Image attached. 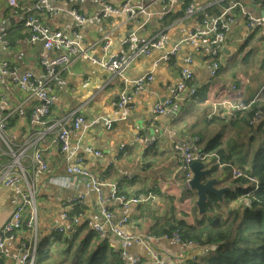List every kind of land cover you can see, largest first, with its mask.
Here are the masks:
<instances>
[{
    "label": "crops",
    "instance_id": "crops-1",
    "mask_svg": "<svg viewBox=\"0 0 264 264\" xmlns=\"http://www.w3.org/2000/svg\"><path fill=\"white\" fill-rule=\"evenodd\" d=\"M125 1L54 0L49 4L54 12L39 13L42 24L52 31H61L67 40L78 43L89 58L103 63L113 56L130 54L136 46L147 42L163 38L164 45L136 61L122 75L113 74L89 59H76L67 69L55 67L57 78L52 88L58 100L46 126L39 127L31 124L30 117L42 102L22 91L20 78L30 73L35 79L46 80L50 74L43 65V58L52 60L68 52L48 51L41 42L32 44L22 10L15 12L8 0H0V34L7 33V43L0 45V57L14 70L12 75L0 74V100L6 101L0 107V116H8L6 142L0 139V168L10 173L20 170L14 163L15 153L38 192L35 230L24 228L16 240L7 242L5 248L0 249V264H14L21 257V243L30 245L36 239L40 246L42 241H53L54 233L70 235L67 231L70 227L63 221L65 206L70 202H74L76 211L83 215L82 226L88 231H91L90 224L102 222L105 208L113 213L115 221L127 218L129 222L123 227L124 234L145 237L147 245L132 243L124 247L117 236L107 239L114 251H126L131 257L140 256L142 264H150L155 259L183 264L206 252L205 248L196 245L183 246L163 239L165 233L181 223L195 226L201 216L195 205V191L183 184V168L172 145L188 144L197 152L219 153L221 147L210 150V142L219 137L218 145L221 144L222 149L238 152V145H229L224 141V135L237 139L235 142L242 139L249 131L244 122L247 114L234 123L219 117L209 121L210 103L233 99L248 104L256 100L255 105L262 106L264 111V23L252 28L247 26V16L261 17L264 5L257 1L264 0H152L149 3L145 0L154 13L152 18L141 15L129 19L121 14L95 20L106 4L116 6ZM234 1H240L246 10L234 12V22L220 49L217 60L220 68L216 77L212 76L211 46L184 44L172 54L181 39L204 21L210 22L213 17L222 15ZM36 2L19 0L20 5L27 8ZM189 5L195 8V14L187 18L185 8ZM73 12L87 18L81 29L77 28ZM105 40L110 41L108 47ZM189 58L193 59L191 63ZM183 69L195 76V87L203 95L198 99L197 93L195 99L176 104L164 114H155V106L170 97V88L177 86ZM144 76L153 79L143 90L135 92L133 83ZM233 84L237 85V90L232 92L229 89ZM123 93L134 96L128 109L117 106ZM77 115H82L86 122L71 137L73 159L69 163L57 141L58 127H52ZM140 138L153 144L142 143ZM254 138L264 139L258 132L254 133ZM37 151L43 152L46 159L48 169L44 173L32 169L31 158ZM77 156L99 180L116 185L120 194L126 197L151 194L153 199L128 207L116 200L102 205L98 194L77 178H72L73 184L69 187L55 183V178L67 176V165L73 164ZM212 162L206 163V168H214ZM232 168L235 166L219 167L213 175L219 188L230 189L224 195V203L230 209L242 204L240 200L229 199L236 185ZM25 190L24 183L16 188L0 186V229L19 205ZM104 197L110 199V187L104 188ZM62 226L66 231L60 232ZM56 247L51 246L54 250Z\"/></svg>",
    "mask_w": 264,
    "mask_h": 264
},
{
    "label": "built area",
    "instance_id": "built-area-1",
    "mask_svg": "<svg viewBox=\"0 0 264 264\" xmlns=\"http://www.w3.org/2000/svg\"><path fill=\"white\" fill-rule=\"evenodd\" d=\"M54 0H37L33 7H23L20 5L19 0H8L9 5L15 12L18 9L22 10L24 16L25 26L29 30V40L32 44L43 43L44 48L48 51H60L64 50L68 53H63L58 57L47 60L43 58V65L50 74V77L46 80L35 79L32 74L26 73L21 76L19 81V87L29 97L36 98L42 102V105L34 108L30 121L34 126H46L47 118L50 116L51 110L55 102L58 100L57 94L52 88L53 81L57 78V72L54 70L55 67L60 66L64 69L70 67L72 62L76 59L91 60L94 64H100L102 68L109 72L122 75L126 72L136 61L144 56H149L153 50L164 48L163 38L151 42H147L141 46H136L134 51L130 54H120L113 56L107 62H100L96 59H91L87 56V53L80 48L78 43L67 40L61 31H52L48 26L42 24L39 19V13L43 11L54 12V9L49 6ZM159 1H170L173 0H159ZM256 2V0H253ZM138 2L137 5L134 3ZM236 10L245 11L246 7L240 1H234L222 15L213 17L210 22L204 21V24L198 26L194 31L190 32L187 36L181 39L172 51V54H176L181 45H197L199 43L211 45V58L214 59L212 65V76L215 77L219 71L220 65L217 62L220 49L222 45L219 44L224 40V33L219 32L220 30H227L228 26L234 22V12ZM125 14L129 19H135L141 15L147 18H152L154 13H151L150 6L146 4L145 0H126L124 3L119 5H108L106 4L101 13L95 17V20L101 21L109 15H121ZM195 8L189 5L185 8V15L187 18L194 17ZM75 17L77 28L81 29L82 26L87 22V18L73 12ZM264 23V17H252L247 16V26L249 28L256 27L258 24ZM77 37L79 35L77 34ZM7 43V33L0 34V44ZM105 45L108 47L110 41L105 40ZM215 46V47H212ZM72 57H74L72 59ZM192 58H189V63L192 62ZM13 67L11 64L0 57V74L8 76L13 74ZM152 76H144L137 80L134 84L135 92L143 90L152 81ZM195 76L188 70L183 69L180 73V81L176 87L170 88V97L165 98L162 102H159L155 108V114H164L170 109H173L176 104H185L197 96V89L195 87ZM236 86L232 85L230 91H236ZM134 102V96L130 93H123L117 103L120 109H128ZM256 103L254 100L251 103H237L233 99H223L211 101L210 107L211 112L208 115V119L211 120L214 117H236L237 113L245 112L251 109ZM5 99L0 100V107L5 105ZM8 116H0V139L6 142L5 129L7 125ZM264 121V111H257L250 120L251 125H257ZM85 118L82 115L72 116L63 121L56 123L52 128L58 127L57 130V141L60 144L61 153L65 159L70 163L73 159V153H71V137L79 131L85 125ZM51 128V129H52ZM142 143L153 142L139 139ZM172 149L177 153L181 166L184 172V183L185 187L191 190L190 182L193 179V171L191 166L195 162L210 163L213 160L217 162L220 167H224L220 163L218 154L216 153H203L194 150L193 146L188 144L179 145L174 143ZM98 155H101L98 153ZM32 169L44 173L47 171V163L43 152L37 151L31 158ZM15 164L20 166V170L10 173L0 168V186L7 188L19 187L22 183L25 184L26 190L21 196L19 205L12 211L9 219L0 229V249H4L6 243L17 239V235L24 228H28L32 231L37 226L38 219V207H37V190L33 182H31L27 176L25 169H23L19 162L14 161ZM65 177H58L54 179L55 183L69 187L73 184L72 178H77L82 181L88 189L94 190L98 196L100 204L104 205L109 201L116 200L124 207H128L130 204H138L148 202L153 199L154 196L149 194L148 196L139 195L137 197H126L120 194L119 189L114 184H107L102 180H99L97 175L88 167H86L79 156L75 158L73 164H68L66 168ZM233 178L245 179L246 174L236 167L232 168ZM255 184L254 180H250ZM257 186V182H256ZM110 187L111 197L105 199L104 188ZM83 215L80 212L76 213V204L70 202V205H66L63 212V221L68 224V227L75 233L79 227H83ZM129 220L123 218L120 221H115L113 213L108 211L106 208L103 211V220L100 223L90 224V229L100 239H105L109 236H117L121 239L123 246L126 247L132 243H140L147 245L148 239L138 235H125L123 227L127 225ZM66 227L62 226L59 228L60 232L66 231ZM165 240H171L177 244L188 246L196 245L193 243H184L177 232H172V235L165 234ZM32 242L31 240L29 241ZM22 254L21 257L15 261L14 264H35L36 256L39 250L37 240L35 239L33 244L27 245L21 243ZM123 264H142L140 256H129L126 251L120 253ZM150 264H169L162 262L159 259H155Z\"/></svg>",
    "mask_w": 264,
    "mask_h": 264
},
{
    "label": "trees",
    "instance_id": "trees-1",
    "mask_svg": "<svg viewBox=\"0 0 264 264\" xmlns=\"http://www.w3.org/2000/svg\"><path fill=\"white\" fill-rule=\"evenodd\" d=\"M257 2L264 5V1ZM230 25L227 30L219 31L224 33L220 46L226 41ZM197 45L211 46L202 43ZM233 85L237 89V85ZM252 107L248 111L238 112L236 117H219L223 121L234 123L244 113L247 114L244 122L248 124V135L252 136L250 142L257 141L254 138L256 132L260 138H264V121L254 126L250 124L251 118L262 110V106L260 108L256 104ZM209 110L211 112V108ZM220 140L219 137L213 139L210 150L221 147L217 153L220 163L223 166H235L247 176L236 180L234 190L229 194L230 200H240L242 204L230 209L224 200L220 202L216 196L211 195L206 214L197 219L195 226L181 223L165 234L177 232L184 243L190 242L206 249L204 254L188 259L183 264H264V139H258L260 146L251 158L250 153L242 155L238 152H226L221 144L218 145ZM214 168L215 171L218 170L217 162ZM67 231L70 235L54 233L53 241L40 243L35 264H123L120 252L114 251L108 237L100 239L86 227H79L75 233L71 228ZM52 245H57L55 250L51 248Z\"/></svg>",
    "mask_w": 264,
    "mask_h": 264
},
{
    "label": "water",
    "instance_id": "water-1",
    "mask_svg": "<svg viewBox=\"0 0 264 264\" xmlns=\"http://www.w3.org/2000/svg\"><path fill=\"white\" fill-rule=\"evenodd\" d=\"M147 3L152 0H146ZM102 3H107L108 0H101ZM264 17V12L261 13ZM215 47V46H212ZM194 177L190 182L191 189L195 191L197 201L195 203L200 215L206 214V206L211 195L216 196L220 202H223L224 195L230 191L229 188H219L217 179L213 178L215 173L214 168H206V164L202 162H195L191 166ZM203 253V252H201Z\"/></svg>",
    "mask_w": 264,
    "mask_h": 264
},
{
    "label": "rangeland",
    "instance_id": "rangeland-1",
    "mask_svg": "<svg viewBox=\"0 0 264 264\" xmlns=\"http://www.w3.org/2000/svg\"><path fill=\"white\" fill-rule=\"evenodd\" d=\"M203 95L202 92H199L198 93V99ZM250 135L245 134V136L242 138V139H238V153L242 154V155H246V153H250V157L254 154V152L259 148L260 146V141H254V142H250V140L252 139H248ZM237 139H234V138H231L230 136H227V135H224V141H226L229 145L232 143V144H235L236 145V141ZM255 140V139H253ZM217 154V153H216ZM244 157V156H242ZM212 165L216 166V162L213 161L212 162ZM217 166H219L217 164ZM220 167V166H219ZM183 184L185 185L184 183V172H183Z\"/></svg>",
    "mask_w": 264,
    "mask_h": 264
},
{
    "label": "bare ground",
    "instance_id": "bare-ground-1",
    "mask_svg": "<svg viewBox=\"0 0 264 264\" xmlns=\"http://www.w3.org/2000/svg\"><path fill=\"white\" fill-rule=\"evenodd\" d=\"M0 45H1V44H0ZM13 155H14V157H15V160H16L17 162H19V159H18V157L16 156V154L13 153Z\"/></svg>",
    "mask_w": 264,
    "mask_h": 264
},
{
    "label": "clouds",
    "instance_id": "clouds-1",
    "mask_svg": "<svg viewBox=\"0 0 264 264\" xmlns=\"http://www.w3.org/2000/svg\"><path fill=\"white\" fill-rule=\"evenodd\" d=\"M205 164V163H204ZM194 175V174H193ZM194 177V176H193ZM192 190V189H191Z\"/></svg>",
    "mask_w": 264,
    "mask_h": 264
}]
</instances>
